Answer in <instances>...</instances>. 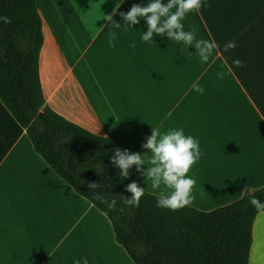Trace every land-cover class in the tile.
<instances>
[{"label": "crops", "instance_id": "0c3cea01", "mask_svg": "<svg viewBox=\"0 0 264 264\" xmlns=\"http://www.w3.org/2000/svg\"><path fill=\"white\" fill-rule=\"evenodd\" d=\"M148 2L123 0L117 9V0H36L46 103L115 149L140 154V170L133 165L128 177L159 197L170 190L152 188L145 173L153 154L142 145L153 129L182 128L202 153L188 173L195 184L186 206L213 211L264 186V119L223 58L225 45L264 13V0H205L181 21L185 32L196 29L187 46L166 33L144 42L146 20L132 25L120 15ZM198 39L217 44L207 64ZM85 256L89 264H135L107 216L53 172L0 100V264H72ZM249 264H264V212L253 226Z\"/></svg>", "mask_w": 264, "mask_h": 264}, {"label": "trees", "instance_id": "16d2710c", "mask_svg": "<svg viewBox=\"0 0 264 264\" xmlns=\"http://www.w3.org/2000/svg\"><path fill=\"white\" fill-rule=\"evenodd\" d=\"M0 15L11 20L0 23L1 102L53 172L107 216L117 243L135 264L250 263L253 226L264 212L250 198L264 201V186L209 212L189 206L159 209L160 197L147 192L139 207L125 204L133 181L112 163V141L68 121L46 103L40 78L45 36L36 0H0ZM233 44L223 58L264 119V13ZM233 59L244 63L236 67ZM96 194L117 203L109 208Z\"/></svg>", "mask_w": 264, "mask_h": 264}, {"label": "clouds", "instance_id": "9594fccd", "mask_svg": "<svg viewBox=\"0 0 264 264\" xmlns=\"http://www.w3.org/2000/svg\"><path fill=\"white\" fill-rule=\"evenodd\" d=\"M121 3L123 0H117V9ZM174 6L175 10L170 11ZM204 6H206L205 0H167L166 3L164 0H149L146 5H133L129 11L121 12L120 15L132 25L139 23L138 17L146 20L148 31L141 35V40L144 42L152 43L154 33L157 35L166 33L170 40L182 42L187 46L193 43L196 29L193 28L185 32L181 21L187 14L198 13ZM104 19L111 22L112 16H105ZM0 23L10 24L11 20L7 16L0 15ZM115 26L119 28L120 24H115ZM114 39L115 33L110 34L109 46H114L112 43ZM130 46L135 47V44ZM194 46L202 64L209 62L217 48L215 41L206 39L196 40ZM230 48H235V44L229 42L225 45V51ZM243 63L240 59H233L232 61L236 67H241ZM216 76L217 79L223 80L225 73L217 72ZM193 87L203 94L204 88L202 86L194 84ZM142 147L150 149L153 154L152 164L154 166L145 173L152 180V188H158L163 184L170 190L167 195L161 193L160 198L156 200V207L175 211L189 205L194 198L192 192L195 180L188 173L201 158L199 141L191 135H186L182 128L170 129L165 133H158L153 129L152 134L147 137V141ZM112 163L120 169V175L126 178L129 175L128 170L136 165L137 171H139V166L143 161L140 154L117 148ZM95 187L96 184H89V188L94 189ZM126 191L132 193V196L126 199L124 203L139 207L141 197L145 192L144 189L133 182L127 185ZM96 198L107 204L109 208L114 207L117 203L115 199H106L99 194H96ZM250 204L258 209L264 208V201L256 197L250 198ZM72 264H89V259L86 256L77 258L73 260Z\"/></svg>", "mask_w": 264, "mask_h": 264}, {"label": "rangeland", "instance_id": "374dc122", "mask_svg": "<svg viewBox=\"0 0 264 264\" xmlns=\"http://www.w3.org/2000/svg\"><path fill=\"white\" fill-rule=\"evenodd\" d=\"M45 10H46V11H49V8H48V7H46V8H45ZM52 13H53V12H52ZM58 15H59V14H58Z\"/></svg>", "mask_w": 264, "mask_h": 264}]
</instances>
